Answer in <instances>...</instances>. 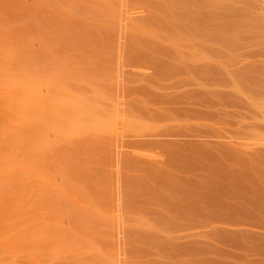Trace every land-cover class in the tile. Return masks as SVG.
<instances>
[{
	"label": "rangeland",
	"instance_id": "1",
	"mask_svg": "<svg viewBox=\"0 0 264 264\" xmlns=\"http://www.w3.org/2000/svg\"><path fill=\"white\" fill-rule=\"evenodd\" d=\"M22 80L120 126L0 106V264H264V0H0Z\"/></svg>",
	"mask_w": 264,
	"mask_h": 264
},
{
	"label": "bare ground",
	"instance_id": "2",
	"mask_svg": "<svg viewBox=\"0 0 264 264\" xmlns=\"http://www.w3.org/2000/svg\"><path fill=\"white\" fill-rule=\"evenodd\" d=\"M57 88L55 83L40 84L31 80H22L8 91L7 98L1 100L2 95H0V106H5V110L3 109L2 111L8 116L7 118L14 119L15 117H19L23 120L27 119V121L31 119L32 123L38 128H44L45 130L46 128H50L54 132L62 128H66L71 132H80L87 127V124H92L93 127H99L101 129L105 127L108 128V126L118 129L120 126H116L119 120L118 118L116 119L117 121L113 120L119 114L116 113V117L113 115L115 118L109 120L108 118L102 119L95 107L84 104L79 101V99ZM16 91L17 94L15 93ZM19 96L27 98V102L21 101V97ZM17 99L18 102L15 101ZM1 115L2 114H0V118ZM3 116L2 119L6 117ZM48 118L55 124L51 126L45 125ZM61 118L64 124L62 126H57L55 121L61 120ZM114 132L116 133L119 131L114 130ZM121 145H119L118 148H120Z\"/></svg>",
	"mask_w": 264,
	"mask_h": 264
}]
</instances>
